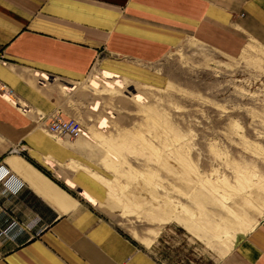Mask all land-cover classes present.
<instances>
[{"label":"crops","instance_id":"1","mask_svg":"<svg viewBox=\"0 0 264 264\" xmlns=\"http://www.w3.org/2000/svg\"><path fill=\"white\" fill-rule=\"evenodd\" d=\"M189 37L227 53L264 45V0H0V164L21 183H0V264H160L99 206L108 178L89 137L59 140L42 125L59 110L51 79L78 83L95 68L160 86L156 63ZM10 219L28 229L1 234ZM206 243L220 257L189 264H264V218L228 250Z\"/></svg>","mask_w":264,"mask_h":264},{"label":"rangeland","instance_id":"2","mask_svg":"<svg viewBox=\"0 0 264 264\" xmlns=\"http://www.w3.org/2000/svg\"><path fill=\"white\" fill-rule=\"evenodd\" d=\"M184 40L156 63L163 85L93 68L82 82L48 86L108 179L94 175L111 183L99 206L139 243L155 238L144 246L160 264L220 257L206 240L228 250L264 218V45L227 53Z\"/></svg>","mask_w":264,"mask_h":264},{"label":"built area","instance_id":"3","mask_svg":"<svg viewBox=\"0 0 264 264\" xmlns=\"http://www.w3.org/2000/svg\"><path fill=\"white\" fill-rule=\"evenodd\" d=\"M47 133L57 136L66 137L69 139L77 138L81 133V124L77 118L72 116H65L60 111H54L45 121V128ZM16 149H13V151ZM8 169L0 164V183L6 189L15 192L21 186V183L12 184L10 182V175ZM12 227H19L22 230L28 229L27 225L20 223L14 219H10L8 225L1 230V234L6 235V231Z\"/></svg>","mask_w":264,"mask_h":264},{"label":"bare ground","instance_id":"4","mask_svg":"<svg viewBox=\"0 0 264 264\" xmlns=\"http://www.w3.org/2000/svg\"><path fill=\"white\" fill-rule=\"evenodd\" d=\"M105 84V83H104ZM95 87L96 88H101L102 86H100V85H95ZM82 133V132H81ZM81 133H80V135H81ZM80 135H79V137H80ZM107 187H108V191L109 192H111L112 191V187H111V183L110 182H107ZM143 244H145L146 246H148L149 245V242H150V240H147V241H144V240H140Z\"/></svg>","mask_w":264,"mask_h":264}]
</instances>
